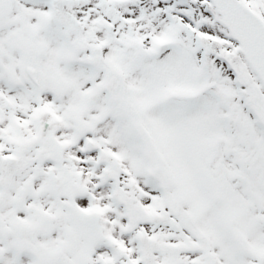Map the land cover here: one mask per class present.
I'll use <instances>...</instances> for the list:
<instances>
[{"label":"snow or ice","instance_id":"snow-or-ice-1","mask_svg":"<svg viewBox=\"0 0 264 264\" xmlns=\"http://www.w3.org/2000/svg\"><path fill=\"white\" fill-rule=\"evenodd\" d=\"M0 264H264V0H0Z\"/></svg>","mask_w":264,"mask_h":264}]
</instances>
